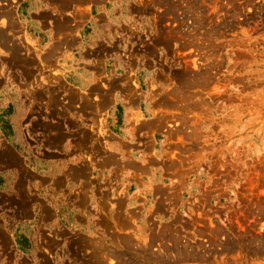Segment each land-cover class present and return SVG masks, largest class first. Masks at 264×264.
Masks as SVG:
<instances>
[{
	"label": "rangeland",
	"instance_id": "1",
	"mask_svg": "<svg viewBox=\"0 0 264 264\" xmlns=\"http://www.w3.org/2000/svg\"><path fill=\"white\" fill-rule=\"evenodd\" d=\"M4 3L28 32L15 59L43 67L32 90L65 86L44 110L0 100L37 198L16 226L15 264H264V0ZM45 124L50 144L74 124L87 151L36 157ZM15 157L21 168L0 166L26 179ZM5 253L10 264L0 240Z\"/></svg>",
	"mask_w": 264,
	"mask_h": 264
},
{
	"label": "crops",
	"instance_id": "2",
	"mask_svg": "<svg viewBox=\"0 0 264 264\" xmlns=\"http://www.w3.org/2000/svg\"><path fill=\"white\" fill-rule=\"evenodd\" d=\"M27 35H28V32L26 28H23L20 25V19L17 16L16 7L12 3H9L8 5H6L5 3L2 5L0 4V100L4 97L7 98L6 97V94H7L10 100L16 101V99L22 98L23 102L25 103V108L27 109L30 108L34 103L33 101H35L36 105L40 108V110H44L42 107H44L45 104L48 105L49 94L50 93L54 94L57 97L58 102H59L58 95H60L61 92L65 91V86L62 83H60L54 88H50L48 86H38L36 87L35 90H32L33 89L32 85L36 77V73L43 72L42 65L38 64L39 61L33 54L31 57L33 61L31 63L25 62V64H23V63L17 62V59H15L16 58L15 57L16 42L22 43L23 46L27 47L28 49H31L28 46ZM61 50L62 48L60 49V51ZM21 55L23 56V52H21ZM43 55H42L41 61L46 62L47 64L50 63V61L43 60ZM18 87L21 89V91H18ZM94 87L90 89V93H94L97 90L96 89L95 91H93L92 89ZM103 94L105 95V93ZM38 95H40L41 97H38ZM28 98H30L31 100L24 101V99H28ZM28 102H30V104H28ZM10 103L11 102H9L8 105ZM68 108H71V107H68ZM31 114H35V112H33L32 110ZM62 117L65 118L66 115L62 114ZM70 119L73 120V118H70ZM57 126L59 128V129L57 128V131L60 132L59 134L61 135V138L59 141L51 142L52 145L48 143V141H44V139L48 138L50 135L55 134L53 133L55 132L54 130L55 128L47 130L46 128H44V127H47L46 124L43 126L46 134L44 138L42 137L43 142L39 143V140H38V146L36 148V155H35L36 157L48 158V159L49 157L51 158L54 157L56 159L57 158L59 159L60 157L62 158L70 157V159L73 160L76 155L78 157L80 154L87 151L86 144L83 145L82 139H80L79 135L77 137L78 141H76L77 145L74 143V137H73L74 136L73 134L74 124H73L72 130L63 129L59 124ZM2 131L3 129L0 124V148L9 146L12 152L14 153H12L9 149H5L7 150L6 151L7 154H9V156H12L14 158H16L15 155L18 156L21 159L26 171L31 174L30 176H27L26 179L24 176L25 180H23V183H22L20 180H19L20 182L17 180L15 176V170L13 169V167L7 168V167L0 166V182L2 180L5 182V187L3 189H1L0 187V224L5 225V226L9 225L8 230L7 229H5V231L3 229L0 230V231L6 232L7 234L6 236H2L0 233V240L3 243V249L5 250V252H7L8 250L13 257V261L10 264H15L16 257H17L16 247H15L16 241L14 238L16 226L18 225L19 222H21L22 224H25L24 222H27L29 220L28 218L33 217L34 204L37 202V198L31 197L26 194L28 193L27 192V187H28L27 180L30 177L33 178V175L26 168L25 161L17 153L16 148L14 147V143L6 139L5 138L6 135ZM72 137L73 139H71ZM69 138L71 140H69ZM66 142H68L66 144V146L68 147V150L66 152L57 153V154H54V152H52L53 149L62 148V145L65 144ZM55 161H58V160H55ZM80 169H84L87 173V168L85 166L76 167L74 171L72 167L69 173V176H71V178L72 177L74 178L75 176L78 177L79 176L78 170ZM66 174L67 172H65L64 177H66ZM18 184L24 185V189L23 190L19 189L16 186ZM15 186L17 188L14 189ZM15 190H16L17 195L15 194V197H14L13 195L15 193ZM32 198L34 200L36 199L35 203H32V200H31ZM73 206L74 205H72V210L74 211ZM38 207L42 208L43 212L46 213L44 216H42L41 220L43 219L47 222L50 219L49 214L52 219L53 217V213L51 212L52 210L48 206H46V204H44L43 202L38 203ZM78 207H79V203H78ZM23 210L24 212H22ZM77 219L78 221H80V217L78 218L77 216ZM41 220H40V223L42 222ZM38 226L40 227L39 224L37 225V227ZM35 229H38V228H35ZM32 238H33V235H32ZM8 244H9V248L7 249ZM70 251H72V249L69 250V252ZM94 253L95 252H93V254ZM40 254L43 255L46 259H48V257L44 255L43 253H40ZM72 254L74 256L77 255V253L75 254L74 251H72ZM94 255L96 257V253ZM6 256H7V253L0 254V264H7ZM29 258H31V255H29V257L25 255L23 257V260H25V264H28V262H30L28 261Z\"/></svg>",
	"mask_w": 264,
	"mask_h": 264
},
{
	"label": "bare ground",
	"instance_id": "3",
	"mask_svg": "<svg viewBox=\"0 0 264 264\" xmlns=\"http://www.w3.org/2000/svg\"><path fill=\"white\" fill-rule=\"evenodd\" d=\"M38 120H40V119H38ZM38 122V121H37ZM39 122H41V121H39ZM48 122V121H47ZM42 126V125H41ZM48 127H50V126H48ZM57 128V127H56ZM59 129V128H58ZM7 150H1L0 151V165L2 164V165H5V166H7V167H10V166H15V167H17V168H21L20 167V162L17 160V158H14V157H12V156H9V154H7V152H6ZM10 152V151H9ZM21 174V173H20ZM21 181L22 183H23V180H25L24 179V175H22L21 174V177H18V181ZM19 181V182H20ZM22 185V184H21ZM16 185L19 189H24L23 187H24V185ZM16 187V188H17ZM17 195V194H16ZM15 197V196H14ZM4 198V197H3ZM2 199V198H1ZM15 201V200H14ZM0 230H2V228H0ZM0 233H1V235L2 236H6L7 234H6V232H4V231H0ZM194 255V254H193ZM193 255H191V256H193ZM90 258V257H89ZM90 260V259H89ZM25 262V261H24Z\"/></svg>",
	"mask_w": 264,
	"mask_h": 264
}]
</instances>
